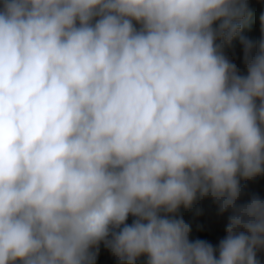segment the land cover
Listing matches in <instances>:
<instances>
[{
    "label": "clouds",
    "instance_id": "clouds-1",
    "mask_svg": "<svg viewBox=\"0 0 264 264\" xmlns=\"http://www.w3.org/2000/svg\"><path fill=\"white\" fill-rule=\"evenodd\" d=\"M251 2L0 0V264H260L264 39L223 53ZM209 195L218 250L177 215Z\"/></svg>",
    "mask_w": 264,
    "mask_h": 264
},
{
    "label": "trees",
    "instance_id": "trees-1",
    "mask_svg": "<svg viewBox=\"0 0 264 264\" xmlns=\"http://www.w3.org/2000/svg\"><path fill=\"white\" fill-rule=\"evenodd\" d=\"M257 1L258 0H256V2ZM254 4L255 3L251 2V0H248L249 12L254 8ZM260 20L261 19H259V21ZM257 27L258 24L253 23L248 15L243 22L241 33L231 44L224 43L223 45L224 55L236 66L237 71L245 67L241 38L254 40L256 42L264 39V32ZM245 68L243 70H245ZM243 70L238 71V73L242 75ZM240 183L242 188L240 203L246 202L253 195H257L261 199H264V174L257 176L253 180H244L241 178ZM177 215L182 217L185 222L191 226L192 231L189 237L190 240L195 241L196 239H200L207 241L218 250L219 242L227 235L225 229L231 211L229 210L221 214L218 204L209 195L208 197L198 196L191 208H184L182 206ZM132 219L133 218L130 217L128 222L131 223ZM93 252L95 255V264H121V261L113 255L111 249L104 242H101L93 249ZM257 258L260 264H264V250L258 251ZM136 264H147V257H139Z\"/></svg>",
    "mask_w": 264,
    "mask_h": 264
},
{
    "label": "rangeland",
    "instance_id": "rangeland-1",
    "mask_svg": "<svg viewBox=\"0 0 264 264\" xmlns=\"http://www.w3.org/2000/svg\"><path fill=\"white\" fill-rule=\"evenodd\" d=\"M137 27H138V25H137ZM245 67H243L241 70H243ZM241 70H238V71H241ZM246 74H247V69L245 68V70L242 71V75H246Z\"/></svg>",
    "mask_w": 264,
    "mask_h": 264
}]
</instances>
